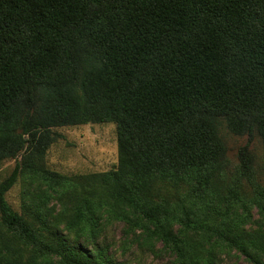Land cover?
Masks as SVG:
<instances>
[{"label": "trees", "instance_id": "obj_1", "mask_svg": "<svg viewBox=\"0 0 264 264\" xmlns=\"http://www.w3.org/2000/svg\"><path fill=\"white\" fill-rule=\"evenodd\" d=\"M221 120L236 135L256 130L264 145V0H0V158L27 150L40 162L48 139L38 133L114 123L118 170L98 174L99 185L181 264L200 262L161 224L170 212L155 200L154 183L188 178L195 193L221 192ZM238 159L250 179L247 144ZM36 167L16 163L0 182V264H116L12 209L6 193ZM234 185L227 202L241 200ZM260 200L264 194L253 202L262 210ZM247 235L220 234L245 256V242L264 250L261 237Z\"/></svg>", "mask_w": 264, "mask_h": 264}, {"label": "rangeland", "instance_id": "obj_2", "mask_svg": "<svg viewBox=\"0 0 264 264\" xmlns=\"http://www.w3.org/2000/svg\"><path fill=\"white\" fill-rule=\"evenodd\" d=\"M224 146V168L219 193H195L193 180L180 183H154L155 200L169 209L160 219L179 238L185 252L200 264H264V250L247 242V255L220 236L264 240V208L253 201L264 194V145L256 130L231 133L224 121L215 128ZM42 160L29 158L27 150L14 158H0V182L10 175L16 163L31 161L37 172L24 169L5 199L16 212L43 218L46 225L75 248L102 253L116 264H181L176 251L152 236V227L128 205L114 201L111 187L99 185L101 176L118 170V141L112 122H86L50 127ZM248 145L251 178L241 175L238 152ZM238 185L239 202H227L231 188ZM229 190V192H228ZM264 206V203L259 202ZM190 221L201 229H188ZM3 229L0 228V231ZM14 236L13 240L16 241ZM43 264H56L51 259Z\"/></svg>", "mask_w": 264, "mask_h": 264}]
</instances>
